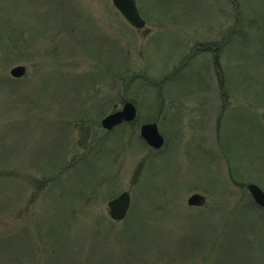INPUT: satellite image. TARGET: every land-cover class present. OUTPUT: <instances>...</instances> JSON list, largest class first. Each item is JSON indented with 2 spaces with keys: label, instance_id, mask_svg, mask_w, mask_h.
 Here are the masks:
<instances>
[{
  "label": "rangeland",
  "instance_id": "obj_1",
  "mask_svg": "<svg viewBox=\"0 0 264 264\" xmlns=\"http://www.w3.org/2000/svg\"><path fill=\"white\" fill-rule=\"evenodd\" d=\"M135 2L0 0V264H264V0Z\"/></svg>",
  "mask_w": 264,
  "mask_h": 264
},
{
  "label": "water",
  "instance_id": "obj_2",
  "mask_svg": "<svg viewBox=\"0 0 264 264\" xmlns=\"http://www.w3.org/2000/svg\"><path fill=\"white\" fill-rule=\"evenodd\" d=\"M113 6L121 13L123 18L134 28L142 29L145 26L144 20L138 13L134 0H111ZM149 29H144L142 36L149 34ZM23 66H16L10 70V76L21 78L25 75ZM136 117L134 105L127 102L121 111L106 116L101 125L106 130H112L115 126L123 122H131ZM140 135L144 141L152 148L159 149L164 144L163 137L159 134L156 124H145L141 126ZM254 202L264 208V192L256 185L250 184L247 187ZM206 203V198L200 194H193L187 200L188 206L202 207ZM130 206V196L127 192L121 193L118 197L108 203L109 217L114 221H122L126 217Z\"/></svg>",
  "mask_w": 264,
  "mask_h": 264
}]
</instances>
